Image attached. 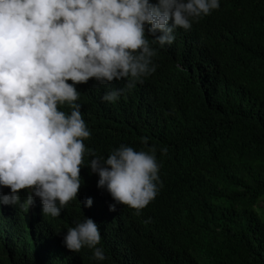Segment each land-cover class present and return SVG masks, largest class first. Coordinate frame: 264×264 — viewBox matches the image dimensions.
<instances>
[{"label":"trees","instance_id":"16d2710c","mask_svg":"<svg viewBox=\"0 0 264 264\" xmlns=\"http://www.w3.org/2000/svg\"><path fill=\"white\" fill-rule=\"evenodd\" d=\"M152 46L156 71L115 102L101 98L125 80L77 85L90 131L81 194L92 191V206L73 199L51 217L39 203L22 207L21 190L0 210V264H264V0H220L190 30L177 28L171 45ZM142 137L157 148V195L139 212H110L90 153L147 151ZM84 217L99 225L102 262L94 249L63 244Z\"/></svg>","mask_w":264,"mask_h":264},{"label":"clouds","instance_id":"9594fccd","mask_svg":"<svg viewBox=\"0 0 264 264\" xmlns=\"http://www.w3.org/2000/svg\"><path fill=\"white\" fill-rule=\"evenodd\" d=\"M219 6L220 0H0L1 213L20 202L21 190L22 207L32 211L39 203V213L51 217L73 199L90 208L92 191L81 194L80 173L90 131L77 85L125 80L101 98L115 102L156 71L152 45H171L177 28L190 30ZM149 139L141 138L147 151L121 145L106 159L90 153L87 168L114 201L110 212L117 205L139 212L157 195V148L148 147ZM100 241L99 225L86 217L63 237L72 253L94 249L98 262L106 259Z\"/></svg>","mask_w":264,"mask_h":264}]
</instances>
